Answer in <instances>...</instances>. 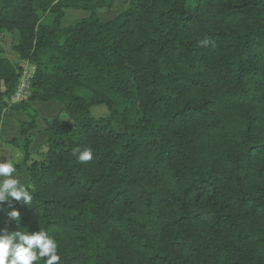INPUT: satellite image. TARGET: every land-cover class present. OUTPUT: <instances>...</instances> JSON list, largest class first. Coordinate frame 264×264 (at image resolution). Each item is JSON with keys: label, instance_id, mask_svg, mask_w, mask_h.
Listing matches in <instances>:
<instances>
[{"label": "trees", "instance_id": "16d2710c", "mask_svg": "<svg viewBox=\"0 0 264 264\" xmlns=\"http://www.w3.org/2000/svg\"><path fill=\"white\" fill-rule=\"evenodd\" d=\"M114 2L0 0V35L18 34L0 57V130L28 114L9 143L33 195L5 209L46 229L60 264H264V0H127L102 21ZM68 10L89 16L64 27ZM22 63L36 74L16 104ZM49 102L68 120L33 110ZM0 227L18 230L5 213Z\"/></svg>", "mask_w": 264, "mask_h": 264}, {"label": "clouds", "instance_id": "9594fccd", "mask_svg": "<svg viewBox=\"0 0 264 264\" xmlns=\"http://www.w3.org/2000/svg\"><path fill=\"white\" fill-rule=\"evenodd\" d=\"M73 155L84 163L92 159L93 150L90 147L77 148ZM13 201L30 206L33 195L28 183L19 176L16 162L3 159L0 160V213H5L8 221H15L18 230L0 227V264H39L41 261L43 264H60L57 240L41 227L34 232L20 228V212L15 208L8 211L4 207L5 203L11 206Z\"/></svg>", "mask_w": 264, "mask_h": 264}, {"label": "crops", "instance_id": "0c3cea01", "mask_svg": "<svg viewBox=\"0 0 264 264\" xmlns=\"http://www.w3.org/2000/svg\"><path fill=\"white\" fill-rule=\"evenodd\" d=\"M122 2H123L122 4H124L125 2H127V0H122ZM101 10L98 11V15ZM88 16H89V13L84 12V11L68 10L66 12L65 18L63 19L62 25L64 27L70 26L68 24H67L68 26L64 25L66 18H68L69 19L68 21L71 22V21H77L76 19L78 18H80V20L84 19ZM2 35L5 36L7 34L3 33ZM0 57H3V56H0ZM26 65L27 63H24L22 67ZM38 107L41 109V113H38ZM61 109H62L61 105L56 102L37 103L33 105V110L39 114L40 118H44L48 120H51L53 117H56V115L61 112ZM20 114L21 113L19 112L18 113L6 112L3 115V119L1 123V130H0V160H3V159L14 160L15 159L14 161L16 162L17 171H18L19 176L22 177L28 183L29 178H28L26 170L19 168V165L23 160V155H22L23 152L19 147H17L20 149V153L17 154L15 150L10 148V147L14 148L15 146L9 143L10 141L21 137L19 123L27 121V115L26 113L21 114L22 116ZM47 114L51 116H48ZM25 115H26V118H23ZM47 137L48 135L45 132V127L43 126L42 121L39 119L38 128L35 132H33L32 142L29 147V150L33 154L34 159H38L39 153H41L40 149L42 145L45 143V141L47 140Z\"/></svg>", "mask_w": 264, "mask_h": 264}, {"label": "rangeland", "instance_id": "374dc122", "mask_svg": "<svg viewBox=\"0 0 264 264\" xmlns=\"http://www.w3.org/2000/svg\"><path fill=\"white\" fill-rule=\"evenodd\" d=\"M122 3H123L122 0H116L112 9L101 10L99 13L100 19L102 21H105V22L114 20L127 7L126 2L124 4H122ZM68 20L69 19L66 18V20H65L66 23L64 22V25H67V24L71 25L74 22H76V21L69 22ZM76 20H80V18H78ZM6 34L7 35H5V36L0 35V51H1L0 56L14 60L15 56H14V53L12 51V47L17 42L18 34L17 33H14V35L13 34L10 35V33H6ZM78 93H79V95H88V92H86L85 90H78ZM116 101L119 103V106H118L119 109H122V108H125L126 106H128V103L122 101L119 98H116ZM19 113L23 114V112H19ZM38 113H41V109L39 107H38ZM29 114H33V111H30ZM26 115H27V119H28V114H26ZM26 115L23 118H26ZM47 115L51 116L49 114H47ZM58 115H60L62 119L68 120L67 114H65V113L61 114V112H60L56 116H58ZM91 115L96 119L106 118L109 116V110L104 105L94 106L91 109ZM10 148L15 150L17 154L20 153L19 148H17V147H14V148L10 147Z\"/></svg>", "mask_w": 264, "mask_h": 264}, {"label": "built area", "instance_id": "2783aa9c", "mask_svg": "<svg viewBox=\"0 0 264 264\" xmlns=\"http://www.w3.org/2000/svg\"><path fill=\"white\" fill-rule=\"evenodd\" d=\"M36 74V67L27 63L23 67L17 89L12 97V103L27 102L32 93V82Z\"/></svg>", "mask_w": 264, "mask_h": 264}]
</instances>
